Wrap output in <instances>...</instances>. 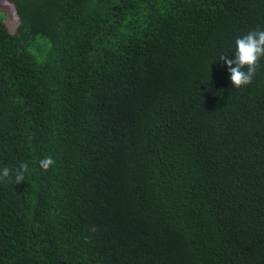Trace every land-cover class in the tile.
I'll list each match as a JSON object with an SVG mask.
<instances>
[{
    "label": "trees",
    "instance_id": "1",
    "mask_svg": "<svg viewBox=\"0 0 264 264\" xmlns=\"http://www.w3.org/2000/svg\"><path fill=\"white\" fill-rule=\"evenodd\" d=\"M5 1L0 264H264V0Z\"/></svg>",
    "mask_w": 264,
    "mask_h": 264
},
{
    "label": "clouds",
    "instance_id": "2",
    "mask_svg": "<svg viewBox=\"0 0 264 264\" xmlns=\"http://www.w3.org/2000/svg\"><path fill=\"white\" fill-rule=\"evenodd\" d=\"M261 57H264V30L257 28L237 37L234 54H221L219 60L227 65L231 85L239 88L251 83L259 67ZM54 163L55 161L51 156L44 157L39 161L40 167L44 170H47ZM28 170V165L25 163L19 166L15 174L17 184L24 181V173H27ZM10 171L7 166L0 169V180L9 177Z\"/></svg>",
    "mask_w": 264,
    "mask_h": 264
},
{
    "label": "rangeland",
    "instance_id": "3",
    "mask_svg": "<svg viewBox=\"0 0 264 264\" xmlns=\"http://www.w3.org/2000/svg\"><path fill=\"white\" fill-rule=\"evenodd\" d=\"M0 17H3L10 28H14L16 20L13 6L5 0H0Z\"/></svg>",
    "mask_w": 264,
    "mask_h": 264
}]
</instances>
